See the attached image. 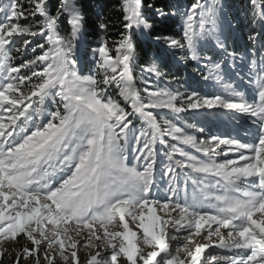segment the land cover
I'll return each mask as SVG.
<instances>
[{"label": "snow or ice", "instance_id": "1", "mask_svg": "<svg viewBox=\"0 0 264 264\" xmlns=\"http://www.w3.org/2000/svg\"><path fill=\"white\" fill-rule=\"evenodd\" d=\"M221 8L192 0L180 39L152 37L205 61L203 79L220 91L202 94L137 80L138 39L153 27L145 9L167 15L150 0H121L119 38L99 39L87 74L76 0L55 14L49 0L0 3V264H264V0H248V70L235 73L247 85L231 82L239 54L221 38ZM165 55L143 71L163 77ZM200 109L251 118V141L202 139L187 129L204 128L166 118ZM158 145L170 179L163 202L153 195Z\"/></svg>", "mask_w": 264, "mask_h": 264}, {"label": "trees", "instance_id": "2", "mask_svg": "<svg viewBox=\"0 0 264 264\" xmlns=\"http://www.w3.org/2000/svg\"><path fill=\"white\" fill-rule=\"evenodd\" d=\"M62 0H49V9L55 14L60 7ZM121 0H76V3L81 6L82 14L85 22V29L79 38L78 48L81 55L88 57L92 48V43L100 36L112 35L114 40L119 38V31L122 29L119 26V21L122 19V13L119 10ZM154 2L156 8L162 9L165 13H171L174 8L173 4L177 2L192 3V0H150ZM225 8L227 12V23L225 31H229L226 35V43L229 51L235 50L238 55V61H242L239 56H245L251 44L247 37L251 31L249 18L247 15L248 0H225ZM175 5V4H174ZM145 17L148 23L153 27L150 32H147L143 37L138 39V59L134 74L139 78L140 71L147 66L149 59L154 55L166 53L161 70L165 73L163 80L172 82V85L181 90H193V79L189 71L186 70L184 63L190 68L191 60H185L183 53L179 49H169L164 44L163 40L156 41L152 39L155 36H174L180 39L178 33L173 31L175 27V19L173 17L158 19V14L155 10L145 9ZM106 22L109 25L107 33L101 32L98 28L99 23ZM61 33L67 34L70 31V25L67 22V16L60 18ZM210 47H203L201 51H208L211 56ZM239 64V63H237ZM190 77V80H189ZM139 80V79H138ZM171 80V81H170ZM168 116L171 114L168 113ZM139 126V125H138ZM21 238V244L23 243ZM4 264H12V258H6Z\"/></svg>", "mask_w": 264, "mask_h": 264}, {"label": "rangeland", "instance_id": "3", "mask_svg": "<svg viewBox=\"0 0 264 264\" xmlns=\"http://www.w3.org/2000/svg\"><path fill=\"white\" fill-rule=\"evenodd\" d=\"M208 2L210 3L211 0H208ZM0 3H7V0H0ZM220 5L222 6L221 11H220V31L222 33L221 38L225 39L226 41V35L229 31H225V25L227 23V12H226V8H225V0H219ZM175 4V5H174ZM173 4L174 10L167 14L165 16V18L168 17H173L175 19V27L173 29V31L175 33H178L179 36H182V13L184 11L187 10L188 6L191 3H182V4H178L177 2H175ZM173 13H175V15H173ZM157 17H159L158 19H161L162 17L160 15H158ZM164 17V16H163ZM147 33V32H146ZM145 33V34H146ZM102 36H100L97 40H94V42L92 43V48L97 46V42L99 41V39ZM109 39V42L111 43L112 40H114V37L112 35H109L107 37ZM19 43V41L17 42ZM203 47H210L211 45L204 42V46ZM91 48V49H92ZM203 49V48H202ZM208 51H201V55L202 56H209L208 55ZM13 55L15 56V62L19 63L21 60L25 59V58H30L33 53L31 52V49L29 48V50L26 53V56L24 55H16L15 53H13ZM247 60L248 59H244L242 61H236V67L232 68L231 64L229 66V74L233 77L232 81L234 84L237 83H242L244 85H247V81H243L241 82L239 80L238 77L235 76L236 72H240L241 75H244L247 72ZM92 57H91V53L89 52L88 57L81 55L80 53V64L79 67L82 69V71L87 74L89 72L90 69L94 68V65L92 64ZM204 60H201L199 63H197L196 61H192L191 60V66L192 68H190V66H188L186 63H184V66L186 68L187 71H189V73L191 74L193 79V90L199 91L202 94L203 93H212V92H219V86H213L215 84V81L213 80H209V81H205L203 79V75L206 74V69L204 68ZM239 63V64H237ZM163 72V71H162ZM141 76H144L145 78L149 79L153 85V87H167L170 88L171 90H179L181 92H191L192 90H181L179 88H177L176 86L172 85V82H165L163 80V77L161 78H157L154 75L148 74L146 72H144L143 70L140 71L139 74V78L137 77V80L140 79ZM190 80V77H189ZM139 81V80H138ZM171 81V80H170ZM241 90H245L243 87L241 88ZM170 113V112H169ZM170 116H166L167 119H172L173 122L177 123L180 126H186L187 124H193L196 126V129L198 128H204L205 131L203 133H200L198 131H195V129H187L189 132H194V134H196L199 138L202 139H208L210 138L212 135H217L219 136L221 139H225V138H240L244 141H251V136L249 135L250 130L254 127V125H252L251 122V118H247L244 116V114H240V113H230L227 110L224 109H200V110H189L187 112L181 113V114H173L170 113ZM137 127H139L137 125ZM159 149V155H158V165H157V171H156V186L154 188V192L153 195L160 199L162 202L164 200V198L169 195L170 193L168 192V187H169V183H170V179L168 176L163 175V169L159 163V161L161 159L164 160V163H167L166 159L163 157V149L158 145L157 146ZM225 147V146H222ZM188 151H192L193 153H195V150L193 149H187ZM225 150L226 147H225ZM219 151V150H218ZM199 155V154H197ZM229 157L231 158H236V154L234 152H230L229 153ZM215 159H224L227 157H213ZM178 172L180 170H177ZM184 177L183 175L180 176V181H181V187H183V181ZM189 191H191V185H189ZM87 249H81L79 255L81 257V260H85L86 256L85 253L87 252ZM209 251H213V253H215V251H218L216 249H210Z\"/></svg>", "mask_w": 264, "mask_h": 264}]
</instances>
